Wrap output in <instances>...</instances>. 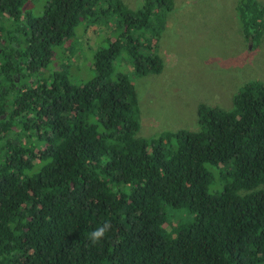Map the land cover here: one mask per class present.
I'll return each instance as SVG.
<instances>
[{
	"label": "trees",
	"instance_id": "trees-1",
	"mask_svg": "<svg viewBox=\"0 0 264 264\" xmlns=\"http://www.w3.org/2000/svg\"><path fill=\"white\" fill-rule=\"evenodd\" d=\"M27 1L0 0V264H264V84L245 83L229 110L198 105L196 130L139 137L135 86L115 62L162 72L174 1L47 0L40 16ZM235 11L258 49L264 7ZM81 22L117 35L76 86L46 69Z\"/></svg>",
	"mask_w": 264,
	"mask_h": 264
},
{
	"label": "rangeland",
	"instance_id": "rangeland-1",
	"mask_svg": "<svg viewBox=\"0 0 264 264\" xmlns=\"http://www.w3.org/2000/svg\"><path fill=\"white\" fill-rule=\"evenodd\" d=\"M122 1L130 10L143 4V0ZM173 1L156 50L164 62L162 72L134 77L126 56L115 62V70L133 80L139 108L138 136L146 139L167 131L196 130L198 105L229 110L233 96L245 83L264 84V39L258 49L250 50L235 11L238 0ZM258 1L264 7V0ZM46 2L28 0L23 10L40 16ZM109 25L105 30L87 28L81 22L71 39L53 47L46 74L61 68L76 86L93 79L95 51L117 35L112 23ZM171 216L175 218L174 213Z\"/></svg>",
	"mask_w": 264,
	"mask_h": 264
},
{
	"label": "clouds",
	"instance_id": "clouds-1",
	"mask_svg": "<svg viewBox=\"0 0 264 264\" xmlns=\"http://www.w3.org/2000/svg\"><path fill=\"white\" fill-rule=\"evenodd\" d=\"M111 231V224L104 223L102 226L97 227L91 233H89V241L90 243L95 246L100 244L105 238L106 235Z\"/></svg>",
	"mask_w": 264,
	"mask_h": 264
}]
</instances>
